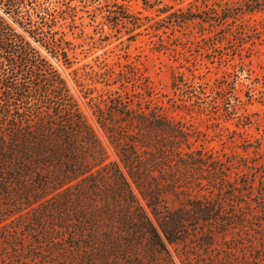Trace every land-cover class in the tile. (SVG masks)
<instances>
[{"label":"trees","instance_id":"obj_1","mask_svg":"<svg viewBox=\"0 0 264 264\" xmlns=\"http://www.w3.org/2000/svg\"><path fill=\"white\" fill-rule=\"evenodd\" d=\"M47 3L0 0V262L236 264L237 247L213 254L216 240L255 227L245 255L264 260V197L252 198L264 180L234 178L231 160L193 148L160 108L87 87L76 70L73 91L34 44L66 61Z\"/></svg>","mask_w":264,"mask_h":264},{"label":"rangeland","instance_id":"obj_2","mask_svg":"<svg viewBox=\"0 0 264 264\" xmlns=\"http://www.w3.org/2000/svg\"><path fill=\"white\" fill-rule=\"evenodd\" d=\"M249 1L257 0H49L51 29L67 47L66 61L34 44L73 91L76 70L87 87L120 94L135 107L160 108L184 125L193 148L228 158L234 178H255L259 184L264 180V6L249 11ZM196 91L207 93L187 105ZM263 189L259 185L249 196L258 202ZM10 219L8 229L15 231L11 227L18 223ZM262 221L264 214L255 223ZM5 223L0 220L2 230ZM255 228L248 236L217 239L212 253L224 255L235 246L239 262L264 264L252 258L254 252L245 255L249 240L261 233ZM256 255L264 259V253Z\"/></svg>","mask_w":264,"mask_h":264}]
</instances>
